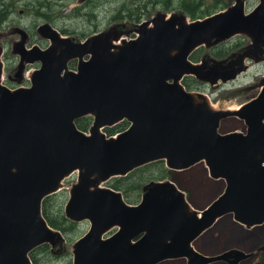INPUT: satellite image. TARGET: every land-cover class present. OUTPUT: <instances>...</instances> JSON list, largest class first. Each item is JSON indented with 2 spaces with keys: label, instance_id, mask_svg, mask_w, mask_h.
<instances>
[{
  "label": "water",
  "instance_id": "water-1",
  "mask_svg": "<svg viewBox=\"0 0 264 264\" xmlns=\"http://www.w3.org/2000/svg\"><path fill=\"white\" fill-rule=\"evenodd\" d=\"M40 31L53 43L33 49L29 61L42 66L30 88L3 86L0 60V264H33L34 249L63 244L42 203L75 171L79 182L66 216L89 219L91 229L74 245V264H158L183 257L189 264H238L248 258L240 250L208 256L192 243L226 215L248 226L264 223V79L256 98L234 111L213 108L205 94L182 81L190 75L213 85L232 81L248 70L247 59L262 60L264 0L251 11L237 0L226 11L190 23L161 15L140 25L131 40L108 31L73 43L50 25ZM237 34L252 42L235 58L190 59L200 46ZM20 45L24 49V41ZM76 58L78 72L68 65ZM88 115L94 117L91 135L76 123ZM231 116L245 120L246 132H220L222 120ZM123 120L130 125L117 138L102 132ZM158 160L174 170L205 161L211 176L225 179L227 187L200 216L172 181L147 184L137 205L99 185Z\"/></svg>",
  "mask_w": 264,
  "mask_h": 264
},
{
  "label": "rangeland",
  "instance_id": "rangeland-1",
  "mask_svg": "<svg viewBox=\"0 0 264 264\" xmlns=\"http://www.w3.org/2000/svg\"><path fill=\"white\" fill-rule=\"evenodd\" d=\"M237 0H0V13H8V22L37 30L50 24L59 30H66L73 37L83 41L86 37L102 32H122V38L130 40L138 35V28L143 23H152L161 15H178L187 22L202 19L218 12L226 11ZM247 11L253 10L260 0H244ZM16 23V24H17ZM1 33L9 31L0 26ZM13 37V35H12ZM251 38L246 34H237L230 39L213 44L200 46L193 55V62L206 60L209 63L245 52L251 44ZM121 43V41H120ZM2 44V43H1ZM11 45L7 44L10 62L3 79L9 73H14L15 59L12 58ZM195 58V59H193ZM3 61V57L1 58ZM248 70L237 79L210 84L196 77L186 76L182 83L192 92L205 94L215 109L237 110L244 103L256 97L264 79V58L258 62L246 60ZM73 68V66H70ZM35 66L28 67L29 71ZM28 75H31L28 74ZM90 123L85 132L89 133L92 115L85 117ZM111 126L102 129L109 136ZM245 120L232 116L222 120L220 131L246 132ZM145 175L146 182L150 180H171L184 193L190 208L196 212L202 211L218 198L225 189L223 179H215L210 175L205 161L195 164L185 170H171L166 163L156 162L154 165L142 167L135 177ZM115 177L99 183L100 187H112ZM135 179V178H134ZM131 180L129 183L135 182ZM79 182V172L75 171L63 180V187L56 193L46 197L43 202V212L50 226L60 230L64 236L63 244L52 246L47 243L37 247L30 253L33 264H74V245L86 234L91 223L89 220L72 221L66 216V206L71 196V190ZM139 182V181H136ZM132 185V184H131ZM143 188H130V197L122 191L124 198L130 204H138L142 200ZM53 220L55 225L51 223ZM52 221V222H53ZM119 229L114 226L104 234L109 237ZM264 224L253 227L244 225L231 215L224 216L208 229L195 242V249L202 254L215 256L229 250H240L250 254L240 264H264ZM160 264H189L186 257L167 260ZM209 264H229L225 260L213 261Z\"/></svg>",
  "mask_w": 264,
  "mask_h": 264
},
{
  "label": "flooded vegetation",
  "instance_id": "flooded-vegetation-1",
  "mask_svg": "<svg viewBox=\"0 0 264 264\" xmlns=\"http://www.w3.org/2000/svg\"><path fill=\"white\" fill-rule=\"evenodd\" d=\"M16 23H17L16 21L8 22V13H4V12L0 13V26L9 31V33L0 32V50L1 51L3 50L2 57H3V63H4V73H5V69H7V67L10 65L9 64L10 62L9 54L10 53L7 52L8 50L7 44L11 45L10 47L11 54H13L12 58L15 59V67H17L14 70V73H9L7 77L3 79L4 86L8 87L11 90H14L17 88H29L31 86L30 75H28L30 74L31 71L28 70V67L35 66V68L32 69V71L34 72L38 70V68L41 66V61L39 60H36L33 62L29 61V59L34 56L33 49L39 48L41 50H46L52 45L51 39L44 36V34L40 31L41 27L37 30V27L36 29H31L29 27H24ZM53 28L57 29L54 26ZM57 30L63 36L70 38L71 42L73 43L83 42L87 38L93 35L92 34L86 37L83 41H80L77 37L71 36L69 32L66 30H59V29ZM22 41H24V49L20 45ZM20 47H22V50H20ZM76 63H77V60L72 59L69 61V66L74 67ZM21 64L24 65V69L20 73L19 68Z\"/></svg>",
  "mask_w": 264,
  "mask_h": 264
},
{
  "label": "trees",
  "instance_id": "trees-1",
  "mask_svg": "<svg viewBox=\"0 0 264 264\" xmlns=\"http://www.w3.org/2000/svg\"><path fill=\"white\" fill-rule=\"evenodd\" d=\"M89 123L90 122L87 119H85V117L82 118V119H79L77 121L78 127L80 129H82V130H86L87 127L89 126ZM127 125H128V122L127 121H123L122 123H119L115 127L110 128L109 129V134L112 135V134L116 133L119 130L120 131L124 130ZM159 162H163L164 163V161H159ZM151 164L154 165L155 163H150V164H148V165H146L144 167H147V166H149ZM141 169H142V167L139 168V169H136L135 171H133L132 173H130L127 176L115 177V179H114L115 183L112 184V187L115 188L116 190L123 191L124 194H126V196L130 197V193H129L130 188H135V189L139 190V189L143 188V186H141L142 185L141 182H146L145 179H144L145 175H140V177H135V175L137 174L138 170H141ZM133 179H134L135 182L129 183ZM136 181H139V182H136ZM50 221H51L52 224L55 225L53 220H50Z\"/></svg>",
  "mask_w": 264,
  "mask_h": 264
},
{
  "label": "bare ground",
  "instance_id": "bare-ground-1",
  "mask_svg": "<svg viewBox=\"0 0 264 264\" xmlns=\"http://www.w3.org/2000/svg\"><path fill=\"white\" fill-rule=\"evenodd\" d=\"M41 27H42V26H41ZM263 224H264V223H263ZM263 224H261V225H263ZM117 226H118V225H117ZM112 228H114V227H112ZM112 228H110V229H112ZM119 228H120V227H119ZM110 229H109V230H110ZM109 230H107V231H109Z\"/></svg>",
  "mask_w": 264,
  "mask_h": 264
}]
</instances>
